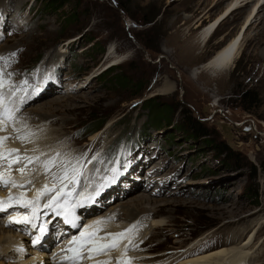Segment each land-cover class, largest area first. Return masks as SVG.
<instances>
[{
  "label": "rangeland",
  "instance_id": "rangeland-1",
  "mask_svg": "<svg viewBox=\"0 0 264 264\" xmlns=\"http://www.w3.org/2000/svg\"><path fill=\"white\" fill-rule=\"evenodd\" d=\"M63 1L58 10L50 11L43 9L44 0L0 2V73L7 79V87L33 89L38 94L54 88L25 110H40L52 100L57 104L48 107L58 110L53 117L55 124L45 118L37 122L38 115L31 113V125L14 121L28 134H37L33 126L37 127L36 148L40 152L21 142L17 131L0 135L7 137L3 142L14 140L11 148L18 151L13 154L26 165L29 163L23 157L43 158L49 163L54 159L51 171L39 175L53 181L50 187L55 183L59 188L55 177L65 170L72 175L73 167L79 169L82 185L98 176L101 187L105 185L102 198L132 167L130 177L142 188L114 197L119 193L116 190L102 203L95 201L91 214L105 211L103 215H111V210L116 211L111 220L94 221L107 224L103 234L113 225L129 231L131 225L119 216L127 214L125 209L138 192L158 200L168 194L173 205L161 206L162 212L157 213L165 224L160 236L148 241V235L142 236L133 245L134 254L140 253L145 259L138 264H178L177 257L186 252L204 253L227 244L238 247L249 238L246 234L234 242L243 229L254 234L248 264H264V48H256L252 39H247L255 29L246 33L232 68L213 74L202 70L195 79L190 75L240 31L251 7L226 18L213 36L201 43L203 27L224 11L223 7L210 9L213 0ZM203 2L208 4L203 6ZM111 47L123 61L109 70ZM115 77L128 83L120 85ZM163 86L173 88L166 95H157ZM247 91L254 93L253 103L243 100ZM63 104L67 106L60 108ZM164 107H170L168 119L162 115L161 120H153L156 109ZM189 114L203 124L211 139L227 145L219 124H235L228 147L237 154V160L224 159L210 142L183 133L184 116ZM65 120L68 126L62 132ZM99 122V130L88 136ZM93 137H98L95 142L90 141ZM93 160L94 165L105 167L96 168L94 173L87 171ZM138 165L141 168L135 170ZM147 176L158 180L143 179ZM65 184V193L72 196V191L78 189L74 193H80L89 187L77 188L78 182ZM126 184L123 188L128 189L131 181ZM1 189L11 193L10 187ZM143 216L137 218L142 226L137 225L135 236L149 227ZM145 241L143 248L137 249ZM133 251L128 254L133 255ZM16 261L10 258L4 264Z\"/></svg>",
  "mask_w": 264,
  "mask_h": 264
},
{
  "label": "bare ground",
  "instance_id": "bare-ground-1",
  "mask_svg": "<svg viewBox=\"0 0 264 264\" xmlns=\"http://www.w3.org/2000/svg\"><path fill=\"white\" fill-rule=\"evenodd\" d=\"M1 1L3 0H0V2ZM205 4H208V3L203 2L202 5L204 6ZM1 6H6V5L5 3L4 4L1 3ZM220 7L224 8L223 13L218 15L213 21L209 22L206 26L203 27L200 33L201 43H206L213 36V34L217 31V29L220 27V25L226 18H229L230 16L234 15V13H237L238 11L242 12L250 7L251 8L248 10L247 16L244 19V23L241 26L240 31L225 46H223L219 51H217L215 55L209 61H207L202 66L191 71L190 75H191V78L193 79H195L202 70L209 71L213 74L218 71H225V70H229L230 68H232L233 64L238 58L241 42L243 39H246L245 35L250 30V28H254L256 32L254 33L252 37H249L247 39H252V42L254 46H256V48H264V17H261L259 19L260 13H264V0H213L210 4V9H214V8L219 9ZM255 10H256V13L254 15ZM220 19L222 20L220 21ZM217 23L218 25L215 27ZM214 27L215 29L213 30ZM243 29L244 31L243 33H241ZM241 34H242V38L239 39ZM110 50L111 51L109 52L107 59L110 61V63H115L117 65L120 64L123 60L121 57L117 55L115 48L111 47ZM261 56L262 54L258 56V59H260ZM49 86H51V84H49ZM172 88H173L172 86L170 88L168 86L164 88L163 86L162 89H159L156 91V94L166 95L168 92L172 90ZM21 89L25 90V92H23L22 94L20 93L13 94L11 96V101L9 102V109L7 108L9 113H11L10 116H8V114L4 112L3 108H0V120L3 121V123L0 124V135L3 134L4 136L6 134H9L11 131H17L19 132V137H20L19 140L21 142L26 143L30 148H32V150H36L37 152H40V149L36 148V144L38 142V136H39V132L36 129L37 127L33 126L34 132H36L37 134H31V133L28 134V132L27 133L25 131L23 132V129H24L23 126H18L16 123H20L26 126L31 125L32 120H33V118H31L32 116H30V113H31L33 115L36 114L39 116V117L37 116L38 119L36 118L37 122L38 121L40 122L43 118H45V120L49 121V123H50V120H52V122H54L55 124L57 120H55L56 118L54 119L53 117H55L54 114L58 110L56 109L54 111L51 107H48L49 104L51 106L56 105L57 102L55 100H52L51 102H47V105L45 107L42 105L44 108L42 107L40 110H38L39 108H37V110L35 108H33L35 110L33 109L32 110L29 109L30 111L28 109L25 110L26 107H30L38 99H41L42 97L47 96V94L52 92L54 88H47L41 94H38V92L34 93L32 91L33 89L27 90L24 87H21ZM11 93L12 92H10V94ZM30 101H32L31 102L32 104H29ZM65 106L67 105H64V104L60 105V108L62 107L64 108ZM69 110L70 109L65 108V111H69ZM33 117H36V116H33ZM11 118H12L11 120L12 123L10 124L9 121ZM67 126H68V123L66 122V120L63 121L61 125V131L63 130L62 132H65L66 131L65 129L67 128ZM110 127L111 126L107 127V131L109 130ZM44 129L46 128L44 127ZM59 138L65 140V138H62V137H59ZM95 138L97 139L98 137H93L90 141L93 140V142H95L96 141ZM14 143L15 141L13 140V141L2 142V145L0 144V153L3 154V159H0V174H3L5 179H8L10 181H15L18 185L23 184V187H12L11 183L5 186L2 182H0V188L2 187L11 188V193H5L2 191V189L0 190V201H8L9 196H11L13 198L11 203L16 202V198L20 197L21 193H23V199L32 200L35 198L36 192L38 190L43 188V186L46 184L50 187V185L53 182L51 181V179L39 178V175L42 173L44 176H46L51 171L54 159L50 163L49 161L43 158H38V159L33 160L32 163L27 165V167L25 168V174L22 176L21 173L18 171V169L21 167H24L26 164L21 163V162L12 163V161H14L16 158V156L11 152L12 150L11 147ZM92 154L93 152L91 151L85 157L86 163L87 162L89 163V160H90L89 158ZM83 157H84V154L80 155V159L78 158V160L79 161L82 160ZM95 162L96 161L93 160L90 163V166L88 167L87 171L91 170L94 173L96 168L98 170L100 167L101 168L105 167L101 165H94ZM10 164H11V167H9ZM45 165H47V169L45 168ZM140 168L141 167L138 165L134 169L138 170ZM152 168L155 169L157 167L156 165H153ZM127 169L124 172V178H122L120 181H117L119 182L117 186L108 190V194H105L104 197L109 196L112 192L116 190H119V193L118 195H114V197H119L123 193H130L135 188L143 187V185L140 182L132 180L134 178L130 177L133 172L132 167L127 168ZM54 170H56V167L54 168ZM82 174H84V172ZM133 177H137V176L135 175ZM143 179L153 182V181L158 180V177L156 178V177L147 176V178H143ZM128 181L129 182L131 181L129 188L128 189L123 188L125 185H127L126 182ZM166 181H168V178L165 180V182ZM77 182L79 183L77 188L83 189L87 185L89 187L88 189L81 190V192L79 191L80 193H77V196L84 194L80 197H76V193L74 194V196L72 195L68 196L67 197L68 201L73 200L74 202H77L82 197H89V196L91 197V199L84 200V202L81 203L80 205L84 206L94 201L97 202V200L98 202H101V203L102 201H104V197L102 198L100 193L104 189L103 187H105V185L101 187L100 184L102 183V179L98 178V176H96V178H94L93 180H90L89 184L88 183L87 184L83 183V185L80 184V178L78 177H77ZM99 188H101V191L98 193V190H100ZM179 190H181V188ZM75 191H78V189H76ZM146 191H148V189ZM160 191L161 189L158 190L157 193H160ZM72 192L74 193V191ZM138 193L139 194H136V197L134 196V198L132 199L131 204L126 207L125 212H127V214L123 216L122 215L119 216L121 217V220H124L125 222L129 223V225H131L128 232H125L126 229L124 228L116 227V225H113V226H108V228L106 229L107 233L103 234L102 229H105L107 224H102V222H97V223L94 222L96 220H100V221L111 220L110 217L111 216L115 217L116 211L111 210L112 212L109 213L111 215H107L108 213L103 215V212L105 211L97 213V214H91L93 211H95V209L93 208L83 213L84 216L86 215L83 221L89 224L91 226V229L94 231L95 235L93 236V238L107 237L106 239L99 241L100 244H104V245H111L113 243H117V247L115 248L109 247L108 249H106L107 251L106 255H97L94 252L91 253V255L93 256V259L86 258L88 264H97V261H107L109 262V264H118V262H120V264H123V262L125 261L127 262V264H138V262L145 260V259L140 258L143 256V255H140V253L135 252L134 254L135 250L133 251V248H134L133 245L137 241H139L140 238H142V236L148 235L147 236L148 239L146 241H148L152 237L160 236L161 234L160 231L164 228L165 224H164V217L160 216L157 213L162 212V209L161 210L159 209L161 206L163 207L168 206V205L171 206L173 205V203H171V201H168L170 199V198L167 199L168 194H166L165 197L163 196L164 197L163 199L158 200V198H152V197L150 198V196L145 197L143 193L141 192H138ZM46 201H47V198L45 196L40 199L39 204L41 205V207L38 210L43 208L42 205ZM118 202H120V200ZM159 203H162V204H159ZM122 204L124 203L122 202L118 203V205H122ZM144 205H147V207H144ZM16 208L20 210L19 215H21V213L25 211L24 210L25 208L20 207L18 203H17ZM5 209H9V211L7 212L5 211L6 213L1 217L2 219H0V264H4V261H6V259L9 260L10 258L17 260L15 264H40L41 262L40 257L45 258L46 249L48 248V246H46L45 249L43 248L42 251L36 247L30 246V241H29L30 238L28 236L33 232H31L30 230L21 231L20 227L16 228L18 225L15 223H11V224L9 223L6 225L5 219L8 220L14 217L17 209L12 210V208L10 207H6ZM47 210L49 211L50 209L47 208ZM43 211H45L44 208H43ZM140 214L144 215L143 218L146 221H148L149 227H147V229L144 232H141L135 236L136 234L135 228L137 227V225L139 227L142 226L141 225L142 222H139L140 219H137L138 216H140ZM148 229L150 230V232L148 234H145V232ZM246 232L247 230L243 229L241 232H239L238 237L234 240V242H236L238 239H240V237L245 236L246 234H247L246 236H249V238H247V240H244L243 243L238 247L227 244V245H223V247H219V248H216L208 252H204V253L198 252L197 254H193V252H186L185 254H181L180 256L177 255L178 264H248L249 261L252 260V256H251L252 254L250 253L248 249L251 248L250 244L252 243V240H253L252 238H254L253 237L254 234L250 235L251 231L250 233H246ZM118 233H124L123 237H116V239L114 240L113 237L115 236V234H118ZM23 240H25L27 243L25 241L23 242ZM146 241L143 242L142 244H139L137 246V249H139L141 246L143 248V246L146 244ZM129 250L133 251V255L128 254ZM38 252H41V253H39L38 255Z\"/></svg>",
  "mask_w": 264,
  "mask_h": 264
},
{
  "label": "snow or ice",
  "instance_id": "snow-or-ice-1",
  "mask_svg": "<svg viewBox=\"0 0 264 264\" xmlns=\"http://www.w3.org/2000/svg\"><path fill=\"white\" fill-rule=\"evenodd\" d=\"M14 55V54H13ZM0 59H3V57H0ZM0 87H2V83H0ZM0 108L4 109V112L8 114V116L11 115L9 113L6 105L3 103V98L0 97ZM3 121L0 120V124H2ZM18 139L20 137H17ZM7 139V137H0V144H2L3 140ZM18 150L12 149L11 152L15 153ZM0 159H3V154L0 153ZM24 160H27L28 163H32L33 160L30 157H23ZM21 160L20 156H16L15 160L12 161V163H19ZM11 167V164L9 165ZM27 165L24 167H21L18 169V171L21 173L23 176L25 174V168ZM45 168L47 169V165H45ZM72 175H69L67 170H65L64 174L55 177L56 180L60 182V187L57 188V185L54 183L51 187H49L47 184L43 186L40 190L36 192L35 198L32 200H25L23 199V193H21V196L16 198V202L19 204L20 207L25 208V209H31V215H23L18 219H12L9 221V223H15V224H32V220L35 218L37 210L41 207L39 204V201L42 197L48 196L47 201L42 205L43 208H48L51 209V211L55 214V216L61 217L64 221L65 224H71L72 227H76V218L74 216V206L71 205L67 199L68 196H71V192L65 193L64 187L66 186L65 182L75 184L77 182V177L81 175L80 171L78 168L73 167L72 169ZM0 182H2L5 186H7L9 183H11L12 187H23V184H17L15 181H10L8 179H5L3 174H0ZM30 182V181H29ZM50 193H55L54 195H49ZM98 194V193H97ZM91 197H82V200H90ZM13 198L9 196L8 201H0V211L5 210L6 207L11 206V201ZM82 200H78L76 202L75 206H80L82 203ZM35 227V225H33ZM47 232V225L42 224L39 227V233L40 235L35 236L33 239V244H39L42 240V238L45 236ZM88 233V229H84L80 233L79 237H73V240L71 243L78 244L79 248L78 249H73L69 248V251H72L74 253L73 257L71 259L73 260V264L77 260L81 258V250L86 251L89 253L85 258L87 259H93V256L91 253H96L97 255H106L109 247L115 248L117 247V243H113L111 245H104L100 244L99 241L106 239L107 237H96L93 238V236H88L87 239H83L85 235ZM94 235V234H93ZM124 233H118L115 234L113 239L115 240L116 237H123ZM66 259L68 257H65ZM97 264H109L107 261H97ZM120 264V262H118ZM123 264H127V262H123Z\"/></svg>",
  "mask_w": 264,
  "mask_h": 264
},
{
  "label": "trees",
  "instance_id": "trees-1",
  "mask_svg": "<svg viewBox=\"0 0 264 264\" xmlns=\"http://www.w3.org/2000/svg\"><path fill=\"white\" fill-rule=\"evenodd\" d=\"M64 3L65 1L63 0H44L43 9H45V11L58 10L61 7V5H63ZM113 68H115V66L109 67V70ZM115 78H116L115 81L119 82L120 85H123V83L124 84L128 83V81L126 82V80L123 78H120V77H115ZM242 96H243V100H246V101L248 100L249 103H253L256 99L254 97L255 96L254 93L250 91L243 93ZM151 106H154L153 103L151 104ZM149 108H152V107L149 106ZM169 113H171L170 107H164V110L163 108L156 109V111L154 112L153 120L159 121V118L161 120V118H163L161 117L162 115H164L165 119H168L167 114ZM158 123L159 122H156V124L160 127L161 124L160 123L158 124ZM96 124L97 125L88 132V136L97 132L102 125L101 122L96 123ZM181 130L183 131V133H185L190 138H195V139L201 138L205 140V142H210L213 150H215L218 154L223 155L224 159H227L229 161L237 160L236 158L237 154H235L224 141L216 142L213 139H211L210 138L211 134L207 131V129H205L203 124L195 120V118L192 117L191 114H189L187 117L184 116V122L181 126ZM167 139L169 140V138ZM252 195L256 199V191H254Z\"/></svg>",
  "mask_w": 264,
  "mask_h": 264
},
{
  "label": "water",
  "instance_id": "water-1",
  "mask_svg": "<svg viewBox=\"0 0 264 264\" xmlns=\"http://www.w3.org/2000/svg\"><path fill=\"white\" fill-rule=\"evenodd\" d=\"M220 128L225 136V139L227 140L228 145H232L231 140L233 138L232 129H234V125H228L224 123H220Z\"/></svg>",
  "mask_w": 264,
  "mask_h": 264
},
{
  "label": "clouds",
  "instance_id": "clouds-1",
  "mask_svg": "<svg viewBox=\"0 0 264 264\" xmlns=\"http://www.w3.org/2000/svg\"><path fill=\"white\" fill-rule=\"evenodd\" d=\"M219 23V22H218ZM218 23L215 25V27L218 25ZM215 27L213 28V30L215 29Z\"/></svg>",
  "mask_w": 264,
  "mask_h": 264
}]
</instances>
